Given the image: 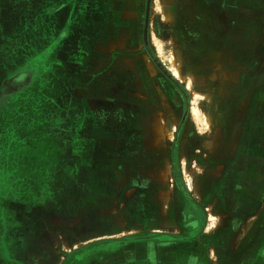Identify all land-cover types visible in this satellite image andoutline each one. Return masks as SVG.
<instances>
[{
  "label": "rangeland",
  "instance_id": "1",
  "mask_svg": "<svg viewBox=\"0 0 264 264\" xmlns=\"http://www.w3.org/2000/svg\"><path fill=\"white\" fill-rule=\"evenodd\" d=\"M178 3L0 0V105L12 109L0 122V182L4 184L2 191L0 188V264H125L130 251L144 248L145 242L169 231L145 229L144 203L159 201L160 194L175 198L178 191L176 197L183 195L194 203L190 211L199 212L188 182L189 173L202 174L192 148L200 146L198 135L207 126L208 94L203 93L202 85L215 81L214 76L209 80L211 62L190 60L210 50L196 45L207 32L189 19L190 3ZM170 8L176 9L178 18L175 12L169 16ZM238 13L231 9L232 26ZM54 19V23L48 22ZM49 26L54 28L47 29ZM177 26L182 28L184 41L178 55L171 43ZM54 48L57 59L53 66L46 59ZM81 56H87L88 66L97 65L93 67L97 79L91 86L99 90L95 104L102 127L90 116L89 141L81 126L87 111L82 110L85 94L80 76L86 77V72L75 64ZM135 65L152 77V83L143 82L145 96L137 94L136 107L127 102ZM48 75L55 81L54 93H49L52 82L49 85ZM192 76L199 82L195 83L198 88L192 87ZM149 89L151 95L146 99ZM106 91L121 100L110 103ZM224 92L213 95L212 104H230L232 97L239 102V94ZM132 111L142 132L148 119L156 139H162V145L167 141L168 173H143L144 161L135 157H119L113 172L93 167L88 155L93 133L102 139L112 132L108 129L111 124L115 132L126 129ZM126 134V130L119 132L121 148H141L134 143L131 148L125 146ZM46 153L52 156L46 157ZM164 159L162 156L157 170L164 167ZM173 208L178 213L184 210L180 201ZM207 209L210 212L213 206ZM219 213L227 218L239 216L228 215L225 207ZM218 229L233 250L231 261L242 253L247 264H264V206L258 221L248 222L246 227L239 221H226ZM134 257L137 264L148 262L143 252Z\"/></svg>",
  "mask_w": 264,
  "mask_h": 264
},
{
  "label": "crops",
  "instance_id": "2",
  "mask_svg": "<svg viewBox=\"0 0 264 264\" xmlns=\"http://www.w3.org/2000/svg\"><path fill=\"white\" fill-rule=\"evenodd\" d=\"M173 2L176 5L179 4L178 0H173ZM187 3H190V8L193 9L192 18L189 19L199 24L196 27L197 29H203L200 24H205L211 18V5L213 3L217 4L215 6L218 10L227 5L229 7L226 8L239 12L237 23L233 26L224 23L220 27L215 23V35L207 33L196 43L199 49L202 46L209 47L208 53L204 54L203 57L199 55V57L190 59L197 62H211L209 64V80L214 76L215 81H207L202 85V88H205L202 90L203 93L208 94L206 97V100H208L207 126L204 127L203 133L198 135L199 148L196 146L192 148L196 155L195 162L201 169H199V172L202 174L189 173L192 176L188 182L190 183V196L199 207V212L190 211L189 207L194 203L192 201L188 202L183 195L181 199H178L176 197V194L179 196L178 191H175V198L160 194L158 204L152 200L144 203L146 208L142 219L147 223L145 229L148 232L154 229L169 231L160 235L158 239H150L151 241L145 242L144 248L139 247L135 251H126L129 252V257L125 264H137L138 261L134 256H137L140 252L145 253V260H148L145 264H247L248 259L241 257L244 255L242 253L240 257L234 258L235 262L234 259L231 261L233 250L226 245L225 238L222 239V230L218 228L222 222L232 220L239 221L246 227L248 222L258 221L263 212L264 18L261 16L264 13V0H187ZM173 12L178 15L176 9L172 11L170 8L169 16L173 15ZM173 18L170 17L169 20H173ZM54 21L56 19L53 21L48 20V22L53 23ZM51 28H54V26H49L47 29ZM34 29L38 30L37 28ZM180 29L182 28L177 26L171 37L176 55L179 54L178 47L184 44L182 40L183 33ZM220 30L222 31L218 32ZM53 43L54 38L52 45ZM39 54L40 51L34 57L39 56ZM177 57V60H183V57ZM56 59L55 48L48 51L47 64L56 65ZM78 61L79 63L75 62V64L86 72L87 77L86 79L84 75L83 78L80 76L82 93L85 94L82 100V110L87 111L85 113L87 118L81 119V122H84L81 123V126L86 129L87 137L85 136V140L89 141L88 125L90 116L95 120L94 124L96 126L102 127L101 121L96 116L97 107L95 104L100 99L98 97L99 90L91 86L97 79L96 67L93 68L97 65L90 64L91 67L88 66L90 61L87 56H81ZM231 62H235L234 68H232L234 64H227ZM93 69L95 70L92 71ZM83 73L81 72V74ZM90 73L93 77H90ZM131 74L133 86L127 87V102L136 107L137 94L145 96L143 82L151 81L152 77L146 76L145 71H142L136 65ZM49 75L47 76L49 85L52 82L48 86L49 93H54V91L56 92L55 81ZM191 78L192 87H195V83L199 82H197L195 76ZM90 86L93 88L92 90H90ZM223 91H225V94H239V102H236V98L232 97L230 104L224 103L222 106L212 104V96ZM34 93H39V90ZM148 94L151 95L150 89L147 91L146 99H148ZM105 96H109L111 100L109 102L112 104L113 101L119 102L121 100L119 95L114 97V94L110 91H106ZM5 105H0V122H3V117H6V114L12 111ZM169 105L168 103L167 106ZM66 108L69 111L72 110L71 107ZM132 110H135V108ZM132 116L136 117L134 111L128 115L126 129L124 127L122 129L117 128L115 132V128L111 124L108 129L112 132L102 137V139H98V133H93L90 140L93 143L91 153H88L94 162L93 167L96 170L104 169L113 172L117 168L115 165L119 157H135V159H143L144 166L141 169L143 173H149L148 175L168 173L169 151L167 141L162 145V139H156L151 131L153 123L150 120H145L142 132L137 120L132 119ZM120 130L127 131L126 135L128 136L125 142L127 145L125 146L129 145V148H131L130 144L134 143L139 144L141 148L135 149L134 147L133 150L129 149L128 151L124 150V145L121 148L119 146ZM82 131H84L83 128ZM153 136L155 138H152ZM201 137L203 138L202 141H200ZM145 142L146 144H142ZM71 155L72 153H70ZM51 156L46 153V157ZM162 156L165 157L164 167L161 166V170H157L156 166L161 165ZM21 157L23 156L21 155ZM160 176L162 177V175ZM3 185V181L0 182L1 191L4 188ZM178 200L183 204L184 210L182 209L181 213L176 212L173 208L174 205L179 203ZM211 206H213V210L209 212L207 207ZM221 207L229 209L228 215L238 213L239 216L235 215L227 218L226 214L219 213ZM2 217L0 216V218ZM216 223H221L218 228L215 226Z\"/></svg>",
  "mask_w": 264,
  "mask_h": 264
},
{
  "label": "flooded vegetation",
  "instance_id": "3",
  "mask_svg": "<svg viewBox=\"0 0 264 264\" xmlns=\"http://www.w3.org/2000/svg\"><path fill=\"white\" fill-rule=\"evenodd\" d=\"M215 5H217V4L213 3L211 5V11H212L211 18H209V20L205 24H203V29L206 28L205 31L207 33H210V34H213V35H215V33H216V30H215L216 24L219 25L220 27H222L224 25V23L232 25V22H230L231 10L226 8V7H229V6L226 5L225 7H222L221 10H218ZM223 14L226 15V17H224ZM176 18H178V15H176ZM221 31L222 30H220L218 32H221ZM179 110L181 111L182 107H180Z\"/></svg>",
  "mask_w": 264,
  "mask_h": 264
}]
</instances>
